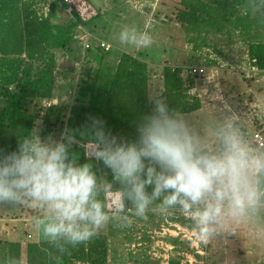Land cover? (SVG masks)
<instances>
[{
  "label": "clouds",
  "instance_id": "9594fccd",
  "mask_svg": "<svg viewBox=\"0 0 264 264\" xmlns=\"http://www.w3.org/2000/svg\"><path fill=\"white\" fill-rule=\"evenodd\" d=\"M249 8L264 10V0H249ZM119 39L137 49L153 43L147 27H125ZM151 101L152 112L140 116L131 141L91 117L82 144L85 163L73 151V130L65 129L60 140L45 138L38 121L16 150H0V205L41 210L34 225L61 253L89 242L110 223L129 228L134 218L146 220L150 211L181 212L201 242L225 228L235 234L241 225L264 235V146L249 136L241 115L227 111L202 133L162 92ZM99 162L111 180L94 170ZM6 264L26 261L12 257Z\"/></svg>",
  "mask_w": 264,
  "mask_h": 264
},
{
  "label": "trees",
  "instance_id": "16d2710c",
  "mask_svg": "<svg viewBox=\"0 0 264 264\" xmlns=\"http://www.w3.org/2000/svg\"><path fill=\"white\" fill-rule=\"evenodd\" d=\"M46 7L48 11H45ZM66 9L64 0H0V150L4 152L16 150L20 137L29 134L39 121L41 135L45 138L62 134L65 129L73 130L78 141L73 151L79 162L85 163L88 159L84 156L82 144L87 143L91 117L103 120L106 131L112 135L123 133L131 141L136 138L140 116L152 112L148 63L128 53H123L117 60H107L105 57L109 56L110 50L98 48L102 53L95 56L97 70H83L74 88L70 89L76 71L74 67H68V74L72 73V77L67 78L70 91L61 94L64 89L61 78L65 73L56 51H72L76 37L83 30L98 34L104 16L98 11L97 16L84 22L78 14H68ZM263 11L253 12L249 0L157 1L153 18L178 27L175 46L180 58L183 57L177 66L163 68L162 93L170 107L187 114L197 112L203 106L199 98L202 95L197 94L195 83H188L185 78V70L192 61L196 63L187 71L192 77H196L190 73L195 65L218 68L223 72L233 66L230 64L234 63L231 54L237 46V55L239 53L242 60L236 61L242 63L246 59L249 65L246 62L245 65L264 73V41L252 34L254 25L263 18L260 16ZM214 39L231 53L227 51L228 60L210 42ZM186 43L191 44V55H188ZM192 89H195L194 93ZM68 93L71 102L61 103V99L59 104H50ZM94 170L101 179L113 178L111 171H106L101 162L94 165ZM26 207L30 218L42 215L41 210ZM133 220L137 224L133 222L130 231L111 224V229L99 231L85 244L68 246L64 253L44 238L38 243L10 241L0 252V264L21 256L26 264H123L124 245L129 240L132 243L144 241L147 250L153 246L149 232L163 223H178L191 228L190 221L179 211L166 216L150 211L146 220ZM173 242L188 248L179 239H173ZM139 256H143L141 260L146 264H159L150 260L146 251ZM175 257L180 264L181 258L177 254Z\"/></svg>",
  "mask_w": 264,
  "mask_h": 264
},
{
  "label": "rangeland",
  "instance_id": "374dc122",
  "mask_svg": "<svg viewBox=\"0 0 264 264\" xmlns=\"http://www.w3.org/2000/svg\"><path fill=\"white\" fill-rule=\"evenodd\" d=\"M89 1L95 7L97 14L99 11L104 16L99 25L100 28L97 29L98 34L88 31V33H84L87 34L85 37L82 36L83 32H80L73 43L72 51H56L57 57L60 58L61 69L65 73V76L61 78L64 88L61 90V94L74 88L79 73L83 70H97L98 60L95 56L99 55L97 53H100L98 51V48H100L106 51L110 50L109 56L105 57L107 60H117L123 53H128L148 63L151 79L149 87L151 101V97L156 92L163 91V68L165 66L175 67L182 62L183 57L180 58L179 49L175 46L178 27L172 24L166 25L163 21L154 20L153 10L158 0H126L125 3L124 0ZM260 16H263V18L259 19L257 24L254 25L252 34L254 38H261L264 41V11ZM133 26L141 31L147 27L153 40L150 47L137 49L120 42V32L125 27ZM210 42L216 49L219 48L226 55L224 59L230 58V52L228 50L225 51L221 47L222 43L218 39L210 40ZM102 43L106 47H102ZM190 48L191 44L186 43L188 55L190 54ZM237 51L238 47L236 46L233 54L230 53L234 57V63H230L234 68L232 66L226 71L222 72V69L218 70V68L203 66L205 74L192 77L187 71L193 66L192 64L196 63L194 61L190 62L191 66L185 70V78L188 83L191 81L195 83V88L198 89L197 94L199 96L202 95L199 98L202 99L203 104L201 110L185 115L202 133H208L211 125L221 119L222 115L227 111H235L241 115L250 137L254 132L264 129V73L251 69L246 59L242 63H238L236 60H242V56L239 53L237 55ZM214 53L216 52L213 51L212 54L215 55ZM245 62L248 65H245ZM68 67H74L73 69L76 71L74 74L75 78L71 76V72L68 74ZM70 76L72 77L71 87L67 81ZM194 92L195 89H192V93ZM69 95L68 93V95L65 94L64 97L60 98L62 99L61 103L71 102ZM116 136L130 141L123 133ZM52 137L60 140L61 134H54ZM87 158L89 159V157ZM105 170L110 171L106 168ZM31 219L25 205H0V252L4 245L10 241L28 243L39 240L36 238H43L34 225V219L32 221ZM133 222L136 223V220H133ZM111 224L113 223H110L101 232L111 229ZM139 224L140 226L142 225L141 223ZM131 228L126 229L130 231ZM160 228L162 226L157 231H161ZM29 234L32 236L31 239H28ZM121 236H124L123 233ZM171 236H167L163 241L170 245L168 246L169 248L175 247L173 249L175 254L179 257L184 255L185 259L192 255L188 248L174 243V238ZM211 244L213 245L211 246ZM210 246L216 250V254L210 255ZM208 247L209 249L207 250ZM201 248L205 252V261L196 258L204 263L206 262L205 264H264V235H256L246 225L239 226L235 230V234H233L232 228L222 229L216 236L202 243ZM127 257H132V260H134V256L125 255L123 264H126L125 260ZM120 261L122 262V259ZM158 263L160 264V260ZM169 264H179V260L174 257L172 262L169 261Z\"/></svg>",
  "mask_w": 264,
  "mask_h": 264
},
{
  "label": "built area",
  "instance_id": "2783aa9c",
  "mask_svg": "<svg viewBox=\"0 0 264 264\" xmlns=\"http://www.w3.org/2000/svg\"><path fill=\"white\" fill-rule=\"evenodd\" d=\"M45 1L54 2L56 0H45ZM64 2L67 4L66 12L69 14H72L73 12L78 14L84 22H88L89 20L97 16L96 9L92 6V4L88 0H64ZM45 11H47V8ZM84 36L86 37L87 35ZM101 46L106 47L104 43H102ZM190 73L192 75H204L205 68L193 67L191 68ZM251 138L255 143L264 146V129H262L261 131L254 132ZM84 150H85V155L88 157L86 148H84ZM161 226H162V228H160L161 231H157L158 229L157 228L154 231L149 232L150 237L153 241L152 248L150 247L149 249L146 250L145 247H147L148 245H146L144 241L131 243L129 251H131L132 256L137 257L141 253V250L144 248V251H146V255L153 262H158L160 260V264H169V261L172 260V254L174 253L173 249L175 247L173 248L170 247L172 248L170 249L168 247L170 245L164 243L163 239H165L167 236L172 235L171 237H173L174 239H179L181 242H185L188 249L190 250V253H192V255H189L187 259H185L184 255L180 257L181 258L180 264L206 263L198 260V259H202L205 261L204 258L205 252H203L201 248V244L204 242L195 239L191 228L184 227L178 223H168V224L163 223ZM131 264H137V263L132 261ZM141 264H146V263L144 262Z\"/></svg>",
  "mask_w": 264,
  "mask_h": 264
},
{
  "label": "crops",
  "instance_id": "0c3cea01",
  "mask_svg": "<svg viewBox=\"0 0 264 264\" xmlns=\"http://www.w3.org/2000/svg\"><path fill=\"white\" fill-rule=\"evenodd\" d=\"M57 1V0H56ZM56 1H54V2H56ZM89 1V0H88ZM90 2V1H89ZM91 3V2H90ZM93 6V5H92ZM94 7V6H93ZM47 8V7H46ZM95 8V7H94ZM47 11H48V8H47ZM45 15H47V13H44ZM83 30V29H82ZM84 32H83V35L82 36H84V35H87V34H84V33H88V31H86V30H83ZM264 31V30H263ZM263 36H264V32H263ZM196 87V86H195ZM60 98H56V99H54V100H52L51 102H50V104H59V102H60ZM85 156V155H84ZM88 159V158H87ZM31 221H32V219H31ZM166 223V222H165ZM29 235H31V234H29ZM29 239V238H28ZM36 239H39V240H35L34 242H40L41 241V238L39 237V238H36ZM131 243H132V241H128L124 246H125V255H128V256H132V253H131V251H129V249H130V245H131ZM213 244H211V246H212ZM210 246V255L211 254H216L217 252H216V250L214 249V248H212ZM209 249V247L207 248V250ZM144 252V248L141 250V253H143ZM142 257L143 256H137V257H134V260H132V257H127L126 258V260H125V262H126V264H131V262L132 261H134V262H136L137 264H141L142 263ZM175 257V253H173V255H172V258H174ZM132 260V261H131Z\"/></svg>",
  "mask_w": 264,
  "mask_h": 264
},
{
  "label": "bare ground",
  "instance_id": "6f19581e",
  "mask_svg": "<svg viewBox=\"0 0 264 264\" xmlns=\"http://www.w3.org/2000/svg\"><path fill=\"white\" fill-rule=\"evenodd\" d=\"M28 238L31 239V235H28Z\"/></svg>",
  "mask_w": 264,
  "mask_h": 264
}]
</instances>
